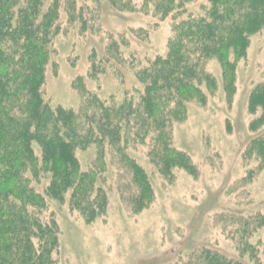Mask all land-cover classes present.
<instances>
[{"label":"trees","instance_id":"trees-1","mask_svg":"<svg viewBox=\"0 0 264 264\" xmlns=\"http://www.w3.org/2000/svg\"><path fill=\"white\" fill-rule=\"evenodd\" d=\"M103 2L157 21L170 18L167 51L131 67L140 87L119 102L86 90L79 78L78 107L52 108L41 87L54 40L64 26L94 32ZM196 2L202 3L199 11L189 12L187 5ZM263 27L264 0H0V264H54L58 232L46 215V197L67 198L87 221L105 212L107 153L125 169L127 205L134 211L148 205L150 181L129 148L148 144L147 155L162 173L172 166L189 168L170 142V122L183 114L189 100H204L200 86L203 79L206 89L211 87L204 67L209 59L221 64L226 87L231 85L232 64L245 57L249 36ZM129 33L147 38L141 27ZM127 44L123 36L111 37L99 63L122 64ZM103 70L92 64L89 76ZM250 99L251 106H264V84ZM90 146L96 159L92 168L82 170L75 151ZM253 147L264 153V133ZM42 178L47 184L39 192L34 184ZM263 216L240 221L239 227L247 234L264 223ZM188 264L243 263L207 248L191 255Z\"/></svg>","mask_w":264,"mask_h":264},{"label":"rangeland","instance_id":"rangeland-1","mask_svg":"<svg viewBox=\"0 0 264 264\" xmlns=\"http://www.w3.org/2000/svg\"><path fill=\"white\" fill-rule=\"evenodd\" d=\"M201 4L187 5L189 12L195 14ZM98 15L94 32L64 26L54 40L41 87L44 102L52 108L78 107L79 78L86 90L119 102L140 87L131 67L167 51L170 18L157 21L138 12H120L105 2ZM139 27L147 31L144 40L129 33ZM119 36L128 43L122 64L103 66L99 59L106 43ZM92 64L104 70L90 77ZM204 67L211 83L206 89L202 79L204 100H189L169 125L170 142L184 154L189 168L172 166L162 173L147 155L148 144L129 148L152 189L150 203L134 211L124 196L125 169L107 153L102 173L107 206L101 216L87 221L70 208L67 198L46 197V215L55 220L58 232L54 264H188L191 255L207 248L243 264H264V223L247 234L238 224L264 215V153L253 147L264 133V106H251L250 99L256 86L264 84V27L249 36L245 57L232 64L230 86L216 59ZM75 155L80 168L87 170L96 149H77ZM46 184L42 178L34 186L43 192Z\"/></svg>","mask_w":264,"mask_h":264}]
</instances>
